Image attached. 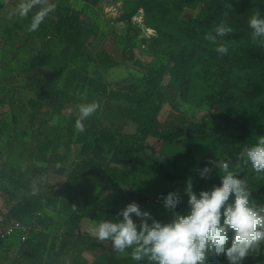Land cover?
Returning <instances> with one entry per match:
<instances>
[{
	"label": "rangeland",
	"instance_id": "374dc122",
	"mask_svg": "<svg viewBox=\"0 0 264 264\" xmlns=\"http://www.w3.org/2000/svg\"><path fill=\"white\" fill-rule=\"evenodd\" d=\"M169 4V16L171 19H161L157 15H144L143 9H138L132 17L135 26L141 27L139 36L135 39L134 53L143 61L160 62L171 57L172 61L176 60L175 70L164 77L165 85L164 94L166 102L163 104L159 119L163 120L169 111L178 110L183 112L188 118L195 122L203 123L211 127H228L227 120L223 116L230 117L233 121L230 125L238 134H242L248 147L256 142L259 136L264 135V63L261 60L250 59L247 55L248 49L258 51L259 55L264 54V46L258 41H253L250 32H242L240 36H233L237 33L238 23L241 17L249 18L259 11L264 15V0H167ZM214 3L218 19H211L210 27L202 35L198 31L194 34H188L184 29L188 22H191L201 13L205 4ZM64 4L74 9H84L81 0H65ZM127 0H101L98 7L93 11H86L94 18L95 27L92 30H86L81 40L84 44L82 52L72 57L73 52L67 51L62 55L61 49L56 48L55 60L45 68L43 76L36 79H42L47 86L63 89L68 87V95L65 98L68 110L60 116L47 115L51 123H63L67 119L69 112L74 113L78 105L88 103L86 95L94 98L99 104V108L92 116L97 120L96 123L84 121L85 127H100L113 132L116 136L131 134L137 131L138 126L129 118L120 114V108L125 107L128 103L121 99H108L113 111L107 110L104 101L107 97L105 94L98 92L96 89L135 91L140 94L142 91L141 73L130 63L119 61L118 51L122 50L125 45L126 24L119 20L123 9L127 6ZM231 5V7H229ZM35 13V12H34ZM33 13V14H34ZM32 14V15H33ZM46 19H49L47 16ZM28 24H23L22 33L24 39H33L32 43L40 44L41 37H38V30L29 31L31 18L26 19ZM44 21L43 23H46ZM224 23L231 28L227 35H232L234 46L227 55L220 56L215 51L216 43L207 39V36L214 34L215 27ZM42 25V24H41ZM40 25V26H41ZM56 46V45H55ZM35 48H31L21 60L24 67L19 69L13 79L15 82L23 81L25 73L22 70L27 66L29 56ZM62 55V56H61ZM111 57L114 64L108 67L101 66L98 61ZM173 61V62H174ZM70 68L85 69L88 77L93 80L92 86L86 87L80 94L75 90L71 91L67 78ZM226 83L228 85L225 100L218 104H211L208 95L216 92L219 85ZM15 85L12 96L6 101V104L0 106V141L7 138L8 148H3V141L0 146V163L2 164L0 173V194L6 195L16 191L10 182L11 179L22 174L28 177L45 168L48 169V179L51 183L60 184L63 179L64 169L69 163H74L79 158L76 150L75 155L69 158L62 166H47L37 159L36 153H23V148L28 147L30 150L31 130L27 128V114L20 112L16 103ZM32 97L35 96L33 91L30 92ZM27 90L22 95L24 102L31 95ZM18 94V96H19ZM5 97L0 92V97ZM21 97V95H20ZM119 109V111H118ZM3 113L6 114L3 118ZM2 116V117H1ZM229 129L224 128L221 135L222 139L228 141L227 132ZM230 140V139H229ZM235 147L241 151L245 148L243 143H236ZM147 148L145 155H142L141 163L132 165H122L113 168L115 179L119 187L122 188L123 195L119 196L111 191L96 190V195L103 202V206L97 209L96 218L93 220L82 219L85 223L84 228L88 233L94 235L95 226L104 219L114 217L117 212L130 202H137L142 209L148 210L152 216L161 222H168L171 214L164 209L162 197L169 192H177L182 197V203L178 206L177 211H185L187 208V196L184 195V188L189 182L192 183L193 190L211 189L213 185L220 183L217 175H210L208 179H201L199 175L200 167L191 168L183 161L172 163L170 156L183 150L179 141L160 140L153 137L146 139ZM233 143V142H232ZM74 148L77 145H72ZM71 146V147H72ZM72 147V148H73ZM110 146H103L106 157H109ZM62 152L63 149H60ZM70 153V151H68ZM67 152V154H69ZM76 156V157H75ZM76 158V159H75ZM74 159V161H73ZM224 160L231 161L232 170L238 171L239 178H244L252 192V198L257 204H262L264 199V173L254 172L250 166H243L238 159L232 161L231 158ZM183 166V167H182ZM2 196V197H3ZM119 198L116 205H108L111 199ZM112 210L110 217L107 218L106 210ZM28 209L15 207L12 216L15 219H21L27 213ZM43 210H37V212ZM65 216V215H64ZM55 216L52 222H48L46 231L49 235L57 234L64 230L65 217ZM135 219V217H134ZM39 228L33 227L29 230L28 242L32 245L29 252H10L2 250L8 261L7 264H41L45 254L41 249V237ZM95 236V235H94ZM11 242V246L18 248L24 244L16 242L15 237H10L3 243ZM23 249H28L26 246ZM118 256L129 258V250L125 253H116ZM84 256L91 262L93 256L85 253ZM209 264H227L225 258L210 259ZM244 264H264V246L258 253L250 254L244 261Z\"/></svg>",
	"mask_w": 264,
	"mask_h": 264
},
{
	"label": "trees",
	"instance_id": "16d2710c",
	"mask_svg": "<svg viewBox=\"0 0 264 264\" xmlns=\"http://www.w3.org/2000/svg\"><path fill=\"white\" fill-rule=\"evenodd\" d=\"M100 1L81 0L85 8L74 9L64 4V0H51L55 4V9L48 15L49 19L45 18L44 21L47 22L39 26L40 47L32 51L29 56L27 66L22 70L25 73L23 81L15 82L13 76L16 73L7 79H0V92L5 94V97H0V106L6 104V101L12 96L16 84L20 85L16 87L17 90L27 88L35 93L34 97L24 102L20 94L16 92V108L27 114L26 126L31 130L30 150L27 149L28 147H24L23 153L26 154L29 151L28 154H32L35 152L34 159L41 163L62 166L67 161L69 155L67 152L71 151L72 145L79 147V158L72 163L61 185L49 181V172L45 168L28 177L17 173V177L10 180L12 186L16 188V191H11L14 194L8 193L4 196L2 193L0 194L3 201L0 210H6L8 217L14 218L12 212L15 207L20 206L28 209V212L20 220L31 222L33 227L39 228V236L43 242L41 249L45 254L41 264H137L131 259V256L125 258L114 254L110 244L98 242L94 235L85 230L82 231L80 223L84 218L95 219L97 209L103 206L101 198L95 193L97 189L111 191L119 196L124 194L115 179L113 168L134 163L143 164L141 156L145 155L148 137L179 141L183 150L170 156V161L172 163L183 161L191 168L200 167V169L210 160L227 158H231L232 161L239 160L241 150L235 147L234 139H236V143H243L244 147H248L244 136L233 131L230 126L233 125V120L227 116L223 117L227 120L226 126H228L224 128L229 129L227 137H225L230 139H227L228 141L222 139L221 133L224 128L195 122L178 110L172 109L163 120L159 119L162 106L166 102L163 80L166 75L174 72L177 63L176 60L173 62L171 57L160 62L143 61L137 57L134 53V41L139 36L141 27L135 26L131 19L138 9H143L144 15H157L159 18L169 21L171 17L167 0H127L128 4L119 17V20L126 24V32L125 45L122 50L118 51V58L120 62H130L141 73L143 85L141 93L107 90L106 88L96 89L107 97L104 104L109 111L114 109L108 99H121L128 103L127 106L120 108L119 113L134 122L138 126L137 131L116 136L113 132L100 127L88 128L84 126V131L79 132L75 128L78 108L74 109V113L69 112L63 123H51L47 115L60 116L68 110L65 98L69 90L67 86L63 89L49 87L42 79L36 78L43 76L45 68L55 60L56 48L61 49L62 55L67 51H72V57H76L82 52L84 48L81 40L83 33L95 27V20L86 9L93 11L98 7ZM9 2L19 4L20 0H9ZM38 10L39 6L34 7L27 17L31 18L32 14ZM216 10L214 3L205 4L201 13L188 22L184 30L188 34H195L198 31L204 35L205 30L208 29V26L210 27L211 19L219 17ZM236 23L238 24H235V28L237 26L238 31L233 36H240L242 32L251 31L245 15H241ZM233 36L226 35L223 38H218L217 42L226 44L231 51L235 39ZM246 53L250 59L262 60L264 63V54L259 55L258 51L250 48ZM113 62L114 59L111 57H105L98 61L101 66L105 67L113 65ZM67 78L71 91L73 88L76 94H80L85 87L89 89L93 84V80L88 77L85 69L70 68ZM218 87L216 92L208 95V99L213 105L225 100V94L229 88L226 83ZM86 100L88 103L95 101L88 94ZM5 115L3 113V118ZM84 121L97 122L92 115ZM2 141L3 148H8L7 138H2L0 144ZM103 146L111 147L109 157L104 154ZM0 149H2L1 146ZM60 149L63 151L61 152ZM211 175L214 178L215 171ZM34 189H36L35 195L33 194ZM262 190L264 187H261V192H263ZM260 200L264 204V199L260 198ZM118 202L119 198L111 199L108 205H116ZM41 209L42 212H37ZM44 210L65 215L64 230L49 235L46 228L48 222H52V218L45 214ZM111 213L112 210H106L107 218ZM26 242H28V237L24 242L18 243ZM24 246L28 249H23ZM24 246L19 247L21 252L27 253L32 247L28 243ZM84 253L94 255L93 260L90 262ZM2 259L6 258L0 254V260ZM11 264L22 263L12 262ZM140 264H148V262L141 261Z\"/></svg>",
	"mask_w": 264,
	"mask_h": 264
},
{
	"label": "clouds",
	"instance_id": "9594fccd",
	"mask_svg": "<svg viewBox=\"0 0 264 264\" xmlns=\"http://www.w3.org/2000/svg\"><path fill=\"white\" fill-rule=\"evenodd\" d=\"M39 10L31 16L29 31H36L45 18L54 11L51 0H20L16 13L27 17L34 7ZM231 7V5H229ZM251 38L264 46V15L259 11L248 20ZM231 28L218 24L214 34L207 36L216 43ZM215 51L224 56L229 47L217 43ZM97 102L78 105L75 128L84 131L83 121L97 111ZM243 166L256 173H264V135L245 147L239 154ZM211 166H208V165ZM215 171L220 183L211 189L196 192L192 183L184 188L187 196L185 211H177L182 197L169 192L162 197L163 207L171 214L168 222H161L148 210L133 201L109 219L100 221L94 228L95 239L111 245L116 253L130 251L137 264H209L210 259L223 257L227 264H244L252 253L264 246V204H257L244 178L232 170L229 160H210L199 170L201 179H208ZM36 194V189L33 190ZM135 217V219H134Z\"/></svg>",
	"mask_w": 264,
	"mask_h": 264
},
{
	"label": "crops",
	"instance_id": "0c3cea01",
	"mask_svg": "<svg viewBox=\"0 0 264 264\" xmlns=\"http://www.w3.org/2000/svg\"><path fill=\"white\" fill-rule=\"evenodd\" d=\"M17 5H18L17 3L9 2V0H0V79H7L11 77L13 73H16L19 69H21V67H24L21 63L22 57L26 53H29L31 48L34 47L35 49H38L40 47V44L36 45L35 42L34 45L32 43L33 39H26V40L24 39V35L22 33V30L24 29L23 24L26 23L28 24V21L26 20L27 17H20L16 13ZM26 90L29 93L31 92L27 88L26 89L20 88L21 91L20 95L23 100L24 97L22 95L25 93ZM29 96H30L29 98H31L32 94ZM78 149H79L78 146H76L75 148L73 147L71 149L67 161H69V158L75 155L76 150L78 152ZM71 165H72V161L71 163H69V166L65 167L62 182L60 184L57 183H53V184L61 185L63 183ZM47 166H53V165H47ZM2 203H3L2 198H0V207H2ZM44 213L50 216L52 219L55 218V216H61L60 214L53 213L48 210H44ZM84 225L85 223L81 221L80 228L82 231L87 230L84 228ZM11 244H12L11 242L1 244L0 252H2V250L5 249L10 250V252L13 251L18 252L19 248L17 246H11ZM7 262L8 261L0 260V264H7Z\"/></svg>",
	"mask_w": 264,
	"mask_h": 264
},
{
	"label": "built area",
	"instance_id": "2783aa9c",
	"mask_svg": "<svg viewBox=\"0 0 264 264\" xmlns=\"http://www.w3.org/2000/svg\"><path fill=\"white\" fill-rule=\"evenodd\" d=\"M32 223L7 216L6 210H0V246L2 241L15 237L17 242H24Z\"/></svg>",
	"mask_w": 264,
	"mask_h": 264
}]
</instances>
